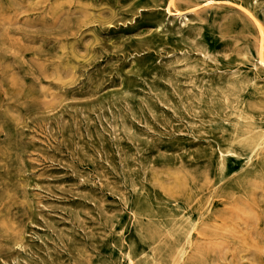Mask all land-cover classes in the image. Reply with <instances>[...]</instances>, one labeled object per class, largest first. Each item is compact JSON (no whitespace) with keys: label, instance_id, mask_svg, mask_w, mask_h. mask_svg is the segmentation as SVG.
<instances>
[{"label":"rangeland","instance_id":"rangeland-1","mask_svg":"<svg viewBox=\"0 0 264 264\" xmlns=\"http://www.w3.org/2000/svg\"><path fill=\"white\" fill-rule=\"evenodd\" d=\"M263 39L264 0H0V264H264Z\"/></svg>","mask_w":264,"mask_h":264},{"label":"bare ground","instance_id":"bare-ground-1","mask_svg":"<svg viewBox=\"0 0 264 264\" xmlns=\"http://www.w3.org/2000/svg\"><path fill=\"white\" fill-rule=\"evenodd\" d=\"M170 4V3H169ZM121 5V4H120ZM172 7V6H171ZM168 13L171 15V16H176V15H178L179 13H173V12H171L170 10L168 11ZM192 13V12H191ZM184 14V13H183ZM190 14V13H189ZM188 14V15H189ZM186 15V14H185ZM189 17V16H188ZM179 18V17H178ZM173 19V18H172ZM176 19V18H175ZM168 20V19H167ZM256 20V19H255ZM200 21V20H199ZM180 22V21H179ZM200 22H203V21H200ZM259 22V21H258ZM172 23V22H171ZM170 23V24H171ZM257 24H259V23H257ZM172 25V24H171ZM182 28V27H181ZM260 29V28H259ZM177 30V29H176ZM261 30H262V28H261ZM260 30V31H261ZM165 31V30H164ZM197 32V31H196ZM262 32V31H261ZM198 33H201L200 31L198 32ZM203 33V32H202ZM201 33V34H202ZM195 34H197V33H195ZM264 40V39H263ZM261 41H262V39H261ZM264 44V43H263ZM183 45V44H182ZM131 55V54H130ZM234 55V54H233ZM232 55V56H233ZM236 55V54H235ZM221 56V55H220ZM212 57V56H211ZM259 57V56H258ZM238 59H240V58H238ZM245 60V59H244ZM260 64V63H259ZM261 64L262 65H264V61L263 60H261ZM230 71V70H229ZM236 71V70H235ZM232 74V73H231ZM153 77V76H152ZM262 80V79H261ZM171 88V87H170ZM206 91V90H205ZM206 94V93H205ZM187 96V95H186ZM193 100V99H192ZM189 103V102H188ZM202 103V102H201ZM190 105V104H189ZM172 112V111H171ZM224 116V115H223ZM152 118V117H151ZM153 119V118H152ZM97 120H98V118H97ZM185 122V121H184ZM67 123V122H66ZM99 123V122H98ZM102 128V127H101ZM113 130V129H112ZM150 131V130H149ZM179 135V134H178ZM183 135V134H182ZM190 135V134H189ZM184 136H186V135H184ZM193 136V135H192ZM195 140V139H194ZM115 148V147H114ZM97 151V150H96ZM99 156H100V154H99ZM106 159V158H105ZM120 159V158H119ZM173 171V170H172ZM115 173V172H114ZM108 178V177H107ZM155 180V179H154ZM125 181V180H124ZM125 183V182H124ZM132 191V190H131ZM132 197V196H131ZM120 202V201H119ZM134 220V219H133ZM196 225V224H195ZM82 232V231H81ZM41 242V241H40Z\"/></svg>","mask_w":264,"mask_h":264}]
</instances>
